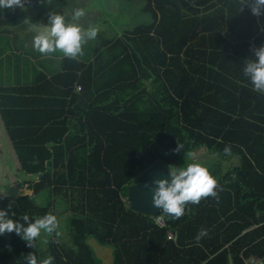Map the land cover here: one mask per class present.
Masks as SVG:
<instances>
[{
  "label": "trees",
  "instance_id": "trees-1",
  "mask_svg": "<svg viewBox=\"0 0 264 264\" xmlns=\"http://www.w3.org/2000/svg\"><path fill=\"white\" fill-rule=\"evenodd\" d=\"M142 1L147 21L105 40L97 34L79 59L60 58L50 77L15 51V30L26 18L47 23L72 1L0 9V120L19 170L37 180L5 209L21 223L24 214L51 213L66 228L32 248L14 232L0 235V264H27L29 252L52 264H100L90 237L113 248V264L264 257V94L243 75L253 47L264 45V15L239 11V0ZM16 58L32 69L20 74ZM200 150L209 158L195 157ZM156 161L167 169L202 164L217 196L158 226L127 202V185Z\"/></svg>",
  "mask_w": 264,
  "mask_h": 264
},
{
  "label": "clouds",
  "instance_id": "clouds-1",
  "mask_svg": "<svg viewBox=\"0 0 264 264\" xmlns=\"http://www.w3.org/2000/svg\"><path fill=\"white\" fill-rule=\"evenodd\" d=\"M244 5L250 7L252 14L257 17L264 15V0H239V11H243ZM26 6L27 0H0V9L24 10ZM86 15L83 7L70 6L64 12H49L47 23L36 24L26 18L24 23L28 30L34 33L32 47L44 56L60 52L67 59H79L84 54L83 46L94 40L98 34L95 27L86 28L81 23ZM120 34L117 33V36ZM252 51L255 58L245 60L243 75L251 82L253 91L264 94V45L253 47ZM76 85L74 84L75 89ZM181 149L182 145L179 143L174 151L179 152ZM224 151L230 154V147L226 146ZM169 173L170 181L167 178H159L151 185L146 183L145 187H152L153 206L161 209V212L170 218L182 217L188 204H199L202 199L217 196V180L208 168L200 163H189L186 167L169 166ZM22 220L23 223L14 220L10 217L8 209H0V235L14 232L26 241L29 248L34 247L35 241L42 233L59 235V220L54 214L49 213L34 220L24 214ZM205 234L206 229H201L197 240ZM26 261L27 264H52L53 258L38 260L35 254L29 252Z\"/></svg>",
  "mask_w": 264,
  "mask_h": 264
},
{
  "label": "rangeland",
  "instance_id": "rangeland-1",
  "mask_svg": "<svg viewBox=\"0 0 264 264\" xmlns=\"http://www.w3.org/2000/svg\"><path fill=\"white\" fill-rule=\"evenodd\" d=\"M78 1L79 2L77 3L79 5H83L81 4L82 0H78ZM125 1L126 0H86V3H84V9H86L85 11L87 15L90 14L91 16H90V20L86 16L81 20L83 22V25L86 28L88 26L95 27L98 30V34H99L98 38L105 40L106 36H108L109 38L113 37V34L122 33V30L124 28L131 29L136 25L141 24L148 20V15L144 14L140 10L143 4L142 0H130L127 2ZM74 5H70V6H74ZM45 7H48V5H45ZM35 12L36 11L33 12V15H35L34 14ZM31 17L34 18V16ZM15 31L19 35L17 40L15 39L14 48H17L23 55L27 54V57H29L28 58L29 61L31 60L32 62L33 59L40 60L41 67L43 69L46 68L44 64L49 62H53L51 65H48L50 67L58 66L60 62V58L63 57L62 53L56 52L49 56L41 55L32 47L31 42L34 33L29 32L28 36H26V34H22L21 33L22 31H29L26 28H23L22 31L18 29ZM88 43L91 45L95 44V39L88 41ZM32 56H34L35 58L32 59L31 58ZM195 157H197L198 159H203V158L206 159L209 158V155L204 153L203 150H200L198 151V153H195ZM43 199H44L43 197L39 198L40 201L41 200L43 201ZM62 217L63 218L65 217L66 219L65 215H62ZM61 224H63V221H61L59 226H61ZM57 231L60 232L59 237H63V235L66 232V228H58ZM44 236L45 233H42L41 237L39 238L42 242L47 241L44 238ZM48 236L51 239L58 238V235L56 233L48 234ZM87 242L90 244L100 264H113V256H112L113 248L110 245L99 244L92 237L88 238Z\"/></svg>",
  "mask_w": 264,
  "mask_h": 264
},
{
  "label": "crops",
  "instance_id": "crops-1",
  "mask_svg": "<svg viewBox=\"0 0 264 264\" xmlns=\"http://www.w3.org/2000/svg\"><path fill=\"white\" fill-rule=\"evenodd\" d=\"M76 1H72L71 5L74 6H80L84 8V3H86V0H82L83 5H79ZM86 10V9H85ZM86 17L90 20L89 14L86 15ZM70 19V17H69ZM24 23V20H23ZM83 24V22L81 21ZM36 24H41V23H36ZM26 29H28V26H26ZM33 33L31 31H22V34H28ZM16 33V31H15ZM17 34V33H16ZM13 51V50H12ZM20 52L19 50H15ZM10 53V52H9ZM21 53V52H20ZM26 55V54H24ZM32 59L35 58L34 56L31 57ZM13 63H19L22 64V66L19 69V73L22 74L26 70H31L30 66H24V61L22 59H14ZM34 60V61H33ZM32 62H35L38 66V69L44 71L47 73V76L50 77L51 74L56 73L57 69L59 68V64L57 67H50L48 65H51L53 62L49 63H43L46 68L41 67V62L38 59H33ZM14 64L10 65L13 67ZM1 73L6 75L7 72V64L5 63L2 66ZM9 73V72H8ZM36 179H32L30 175L22 173L19 170V165L17 164V160L15 158L14 152L12 150V142L8 139L4 127L1 125V120H0V209H5L6 207L9 206H15L17 204V199L21 195H26V194H32L33 190L35 189L36 185ZM264 221L260 223V225H263ZM256 226L259 224H255ZM46 234V233H45Z\"/></svg>",
  "mask_w": 264,
  "mask_h": 264
},
{
  "label": "water",
  "instance_id": "water-1",
  "mask_svg": "<svg viewBox=\"0 0 264 264\" xmlns=\"http://www.w3.org/2000/svg\"><path fill=\"white\" fill-rule=\"evenodd\" d=\"M159 178H167L171 180L169 169L161 162L156 161L147 169L140 173L133 181L127 185V202L131 210L145 214L150 217L161 215L169 222H175V218L166 216L161 209H157L152 203V187H145V184Z\"/></svg>",
  "mask_w": 264,
  "mask_h": 264
},
{
  "label": "built area",
  "instance_id": "built-area-1",
  "mask_svg": "<svg viewBox=\"0 0 264 264\" xmlns=\"http://www.w3.org/2000/svg\"><path fill=\"white\" fill-rule=\"evenodd\" d=\"M76 89L79 91L81 89V86L79 84L76 85ZM155 223L160 227L165 226L163 217L161 215L155 216ZM167 238H172V235L168 234ZM243 262L244 264H264V257L249 254L243 258Z\"/></svg>",
  "mask_w": 264,
  "mask_h": 264
}]
</instances>
